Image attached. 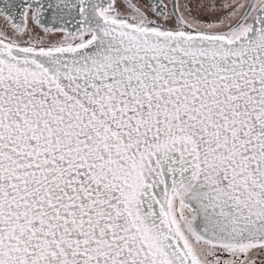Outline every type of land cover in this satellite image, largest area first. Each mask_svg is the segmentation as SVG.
Instances as JSON below:
<instances>
[{"label": "snow or ice", "instance_id": "snow-or-ice-1", "mask_svg": "<svg viewBox=\"0 0 264 264\" xmlns=\"http://www.w3.org/2000/svg\"><path fill=\"white\" fill-rule=\"evenodd\" d=\"M0 264H264V0H0Z\"/></svg>", "mask_w": 264, "mask_h": 264}]
</instances>
